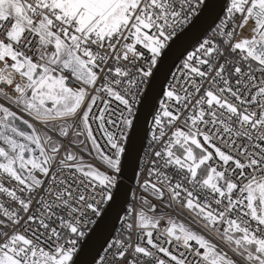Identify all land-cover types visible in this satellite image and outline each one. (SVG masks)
<instances>
[{
    "label": "snow or ice",
    "instance_id": "obj_1",
    "mask_svg": "<svg viewBox=\"0 0 264 264\" xmlns=\"http://www.w3.org/2000/svg\"><path fill=\"white\" fill-rule=\"evenodd\" d=\"M121 211L88 264H264V0H0V264Z\"/></svg>",
    "mask_w": 264,
    "mask_h": 264
},
{
    "label": "water",
    "instance_id": "obj_2",
    "mask_svg": "<svg viewBox=\"0 0 264 264\" xmlns=\"http://www.w3.org/2000/svg\"><path fill=\"white\" fill-rule=\"evenodd\" d=\"M210 16L206 17L205 20L199 25L197 28L188 32L185 36L181 37L176 43L173 44L169 54L165 60L164 65L162 66L161 76L163 78V74L168 71L169 67L176 60L178 61V57L183 53V51L187 48V50H191L192 43L202 34L204 28L207 27L208 23H210ZM128 187H131V182H127ZM123 214V211L120 212V217ZM119 220L116 219L115 213L112 212L105 217V219L98 225L96 233L93 239L86 246L84 253L81 256L82 264H88V261L91 259V255L95 251L97 247V240L102 239L107 236L112 229H116ZM112 231V235L114 233Z\"/></svg>",
    "mask_w": 264,
    "mask_h": 264
},
{
    "label": "built area",
    "instance_id": "obj_3",
    "mask_svg": "<svg viewBox=\"0 0 264 264\" xmlns=\"http://www.w3.org/2000/svg\"><path fill=\"white\" fill-rule=\"evenodd\" d=\"M244 31L247 33L248 29H245ZM191 50H192V49H191ZM191 50H189V51H191ZM178 62H179V60L177 61V63H178ZM173 70H175V69H173ZM37 127H40V126L37 125ZM26 130H27V129H26ZM132 186H133V185L131 184V187H132ZM132 203H135V201H132ZM123 217H124V213L121 215V217H120V219H119V222H118V224H117V226H116V229H115V231H114V233H113L112 236H115L116 233L121 229V227H122ZM101 254H103V253H101Z\"/></svg>",
    "mask_w": 264,
    "mask_h": 264
}]
</instances>
